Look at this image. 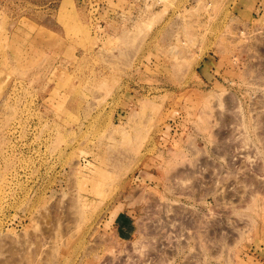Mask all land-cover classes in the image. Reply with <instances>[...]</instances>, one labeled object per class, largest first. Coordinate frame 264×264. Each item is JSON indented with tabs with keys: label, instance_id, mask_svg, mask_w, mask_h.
I'll return each instance as SVG.
<instances>
[{
	"label": "rangeland",
	"instance_id": "1",
	"mask_svg": "<svg viewBox=\"0 0 264 264\" xmlns=\"http://www.w3.org/2000/svg\"><path fill=\"white\" fill-rule=\"evenodd\" d=\"M0 264H264V0H0Z\"/></svg>",
	"mask_w": 264,
	"mask_h": 264
}]
</instances>
